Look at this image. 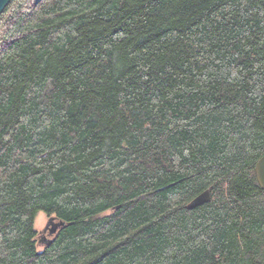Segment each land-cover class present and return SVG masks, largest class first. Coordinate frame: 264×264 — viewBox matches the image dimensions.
<instances>
[{
  "label": "trees",
  "instance_id": "16d2710c",
  "mask_svg": "<svg viewBox=\"0 0 264 264\" xmlns=\"http://www.w3.org/2000/svg\"><path fill=\"white\" fill-rule=\"evenodd\" d=\"M263 154L264 0L0 14V264H264Z\"/></svg>",
  "mask_w": 264,
  "mask_h": 264
},
{
  "label": "water",
  "instance_id": "95a60500",
  "mask_svg": "<svg viewBox=\"0 0 264 264\" xmlns=\"http://www.w3.org/2000/svg\"><path fill=\"white\" fill-rule=\"evenodd\" d=\"M9 2L10 0H0V14L2 13L3 9L7 6ZM254 174L259 186L264 190V154L256 161L254 165ZM209 199H210L209 190L206 189L201 193H199L197 196H195L193 199H191L187 203L186 207L189 209L194 208L198 205H201L209 201ZM69 224H72V222L66 223L65 221L58 219L55 216H49L44 229L38 232L36 235L37 244L38 245L43 244V246L50 244L57 235L58 230L64 228ZM46 230H47V235L44 234ZM263 255H264V251H263Z\"/></svg>",
  "mask_w": 264,
  "mask_h": 264
},
{
  "label": "rangeland",
  "instance_id": "374dc122",
  "mask_svg": "<svg viewBox=\"0 0 264 264\" xmlns=\"http://www.w3.org/2000/svg\"><path fill=\"white\" fill-rule=\"evenodd\" d=\"M48 217L43 213V212H39L34 220V227L35 229L40 232L44 229L46 223H47ZM43 244H39L38 247H42Z\"/></svg>",
  "mask_w": 264,
  "mask_h": 264
},
{
  "label": "flooded vegetation",
  "instance_id": "af4514ba",
  "mask_svg": "<svg viewBox=\"0 0 264 264\" xmlns=\"http://www.w3.org/2000/svg\"><path fill=\"white\" fill-rule=\"evenodd\" d=\"M45 235H47V230L44 232ZM42 238V237H41Z\"/></svg>",
  "mask_w": 264,
  "mask_h": 264
}]
</instances>
